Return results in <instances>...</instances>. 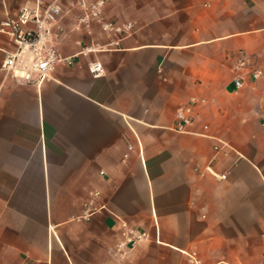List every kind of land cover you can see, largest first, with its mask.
I'll return each instance as SVG.
<instances>
[{"label":"crops","instance_id":"1","mask_svg":"<svg viewBox=\"0 0 264 264\" xmlns=\"http://www.w3.org/2000/svg\"><path fill=\"white\" fill-rule=\"evenodd\" d=\"M38 1L62 7L56 50L73 62L35 86L0 52V264H261L264 0H105L106 21L133 24L116 37L74 30L72 0H0L3 20ZM94 190L105 208L82 219ZM118 218L146 233L123 256Z\"/></svg>","mask_w":264,"mask_h":264},{"label":"built area","instance_id":"2","mask_svg":"<svg viewBox=\"0 0 264 264\" xmlns=\"http://www.w3.org/2000/svg\"><path fill=\"white\" fill-rule=\"evenodd\" d=\"M69 5L72 8L79 6L84 9V13L77 15L72 24L76 31L90 34L92 22L96 23L101 32L106 35L116 37L132 31L133 24L131 22L116 25L104 19L105 0H92L88 4L85 0H72ZM63 13L62 7L55 1L50 3L38 1L33 6L22 5L15 16L0 21V34L5 35L14 45L13 50L0 46V52L3 53L1 69L19 82L40 86L58 63L72 64L71 57H61L56 50V43L64 34V27L61 23ZM95 49L92 46L84 47L82 52L86 53ZM243 66L244 61L241 60L236 68L239 69ZM88 68L94 76L102 74V67L98 62L89 63ZM261 74V70H254L251 77L256 79ZM234 84L236 89L242 87V78L237 77ZM196 103L197 100L192 98L189 103L180 105L176 109L172 127L174 131L185 132L187 127L193 123ZM214 149L217 150L218 147L215 146ZM100 174H103V171H100ZM215 176L220 179L225 178L224 175ZM100 198L99 191L89 192L83 205L82 219H90L105 208ZM117 222L119 239L115 243V250L123 256L129 246L133 247L146 238V233L122 218H118ZM184 255L187 259L186 264H202L195 252H184ZM261 264H264V255H262Z\"/></svg>","mask_w":264,"mask_h":264},{"label":"rangeland","instance_id":"3","mask_svg":"<svg viewBox=\"0 0 264 264\" xmlns=\"http://www.w3.org/2000/svg\"><path fill=\"white\" fill-rule=\"evenodd\" d=\"M2 20H3V15L0 12V21H2Z\"/></svg>","mask_w":264,"mask_h":264}]
</instances>
